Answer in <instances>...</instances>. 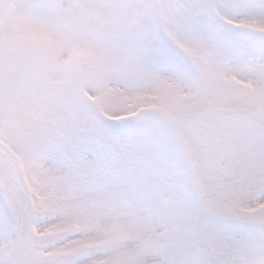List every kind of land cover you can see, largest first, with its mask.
Returning a JSON list of instances; mask_svg holds the SVG:
<instances>
[{
	"label": "snow or ice",
	"instance_id": "obj_1",
	"mask_svg": "<svg viewBox=\"0 0 264 264\" xmlns=\"http://www.w3.org/2000/svg\"><path fill=\"white\" fill-rule=\"evenodd\" d=\"M0 264H264V0H0Z\"/></svg>",
	"mask_w": 264,
	"mask_h": 264
}]
</instances>
